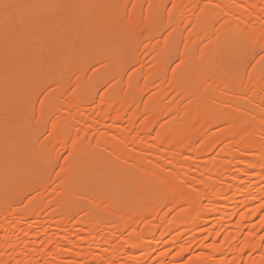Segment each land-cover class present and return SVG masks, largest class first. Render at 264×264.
I'll list each match as a JSON object with an SVG mask.
<instances>
[{
  "label": "bare ground",
  "instance_id": "1",
  "mask_svg": "<svg viewBox=\"0 0 264 264\" xmlns=\"http://www.w3.org/2000/svg\"><path fill=\"white\" fill-rule=\"evenodd\" d=\"M106 4L110 21L126 31L123 57L98 43L80 49L76 68L65 60L35 64L44 98L36 116L22 120L27 142L21 130L12 133L25 147L21 159L33 160L32 170L19 161L25 171L19 164L15 171L35 177H20L17 191L0 197V264H264V73L244 71L257 48L264 55V0ZM143 5L149 12L140 17ZM175 29L183 46L175 65L192 71L187 78L174 76V54L164 49ZM220 33L250 46L232 74L193 66ZM106 77L96 98L93 85ZM43 120L48 134L40 137ZM98 179L107 187L97 194L82 185Z\"/></svg>",
  "mask_w": 264,
  "mask_h": 264
},
{
  "label": "rangeland",
  "instance_id": "2",
  "mask_svg": "<svg viewBox=\"0 0 264 264\" xmlns=\"http://www.w3.org/2000/svg\"><path fill=\"white\" fill-rule=\"evenodd\" d=\"M63 2L64 0H0V197L3 199L2 201H4V199L10 196L8 192L11 191L13 192V190L14 191L16 190L14 187L18 186L16 184H18V181L20 182L19 179L20 177H21V182H25V183H26L25 180H30L31 178L35 177L34 176L35 173L32 172L33 173L32 177L29 178L26 177V179L24 178L23 180V176H20L15 171V167L18 166V164L20 165L21 162L23 164L28 162V165L27 164L25 165L29 167L31 166L30 168L32 170L33 165L30 163H32L33 160L32 158L27 159V157L25 159H21V157L24 158V155L26 154V153H22L25 147H23V149L20 150V147L19 145H17V141L15 139L16 137L14 138L12 134L15 130L17 132L18 130L19 132L21 130V132H24L23 134L24 142H27L29 138V133H26L27 130H25L24 127L25 119H26L25 115L27 113H31L32 115L33 113V115L36 116L37 111L35 108L37 107L39 100L43 97L41 93H39L37 96L38 92L36 91V88L38 81L35 80L34 77H36L38 70L34 68L35 64H37V62L41 60L47 62V59L50 62L51 60H59V61L65 60V62H67L70 65V67L72 66L76 68L80 65L82 61L81 53H79L80 49H85L88 47L92 48V46L93 47L97 46L98 43H100V46H102V44L104 45L107 44L106 48H104L103 51L110 56L116 53H118L116 56L119 55V57L123 55V54L120 55L121 53H123L122 50L123 48L119 46L123 44V38L126 37L124 33L126 31L122 30L121 27L117 26V24H115V21L114 22L110 21V17H113L112 14H110L112 12L106 10V6H107L106 3L110 2V0H81L80 2L78 0H72V2H70V0H67L64 3ZM74 2H76L75 6H74ZM135 12H136L135 14L139 15L140 17H143L146 13L149 12V9L145 8L144 5L138 6ZM101 17H103V19L106 20V21L101 20L104 21L103 25H101L100 22L98 21V19ZM109 23H113L115 26L119 28L113 26L106 29H102V31L98 29V27L100 28V26L102 27L108 25ZM97 24H100V26H98ZM179 24H181V22H179ZM179 24H177L176 26L179 27L178 26ZM68 25L71 26L70 27L71 29L68 27ZM40 26L45 27L44 28L45 30L42 33L43 36L40 33L41 31H43V28ZM175 30L176 31L173 34L175 36H172L171 38L174 37L179 38L176 34L177 32H179L180 29L179 30L175 29ZM45 32H47L48 36L46 35ZM45 35L47 36L45 37V39L46 38L47 39L45 40V42H43V40H41L40 37L43 38ZM171 38L168 40L169 44H167V42L164 43V45L166 44L165 45L166 47L164 46V49L166 50L167 48V51L169 52L171 51V53L174 54V58L172 59V63H170L171 65L169 66V69L171 68L174 76L178 78H184V77L187 78V76L188 77L191 76L192 71L190 69L188 70L187 67H179L175 65V61L177 63V59H176V57L178 56L177 54H179V51L183 47L180 42V38L178 44L177 42L173 43V41H171L173 39ZM95 40H97L98 42ZM253 43H254L253 45L254 47L251 46V49L253 48V52H254L256 47H255V42ZM245 44L247 45L248 43H246L244 39H242V37L235 38V37H231V35L220 33L219 37H217V41L215 43L206 45V48L202 53L203 56L202 55L201 57L199 56L200 58L204 57V59L202 58L203 61L202 62L196 61L199 62L200 64L197 65L193 64V66H197L198 68L201 67L202 69L204 68V70L207 69L208 70L210 69V71L213 70V73L217 71L218 72L221 71V73L224 71L225 72L229 71V73L232 74L236 72V69L238 67V61L241 59V57H245L244 52L247 53V50L250 47L249 45H247L248 48H245L246 47ZM249 44H251V42ZM256 44L258 45L259 43L256 42ZM262 45H263L262 47L264 48V44ZM41 46H43V49H41ZM195 48H194V52L195 51L201 52V48L199 49L197 48L196 50ZM259 48L256 49L258 50L257 53L255 54L256 56H254V58L251 57L252 59L248 58L250 60L246 61L247 62L246 65L244 64L245 65L244 71L253 68L254 70L256 69L259 73L260 71L261 73H264L263 49L260 50L261 48L260 49ZM243 50L245 51L243 52ZM68 52L69 53L72 52V56H69L70 54H68ZM124 52H126V50ZM240 52H241V57L239 56ZM17 61L21 63L18 64L21 65L19 70L11 72L9 66L11 67V64ZM114 67H116V65H114ZM114 67L112 68V70L114 69ZM223 67L225 68V70L221 69ZM112 70L110 73H113ZM102 71H105V74L107 73V69ZM221 73H219V75ZM101 76L102 78H104L105 77L104 73L101 72ZM79 77L80 75L78 76L77 80L79 79ZM81 78H83V76H81ZM107 78L108 77H106L105 81L98 79L100 80L98 81L99 83L101 81H104V83H100L99 88H98L99 83H97V85L95 86L93 85V89H96V91L94 92L96 98L98 97L99 93L101 94L107 88L108 83L111 81L108 80ZM140 78L142 79L143 77ZM122 79L119 83L120 85H122L121 83L123 81ZM107 80L109 82H106ZM80 81L82 80L80 79ZM93 81H95V79H93ZM80 84L83 85L82 82ZM191 86L193 85L191 84ZM97 89L100 91H97ZM87 95L90 96L89 92L87 93ZM18 99H21L22 101L20 102L18 101ZM45 99L49 100V97H46ZM92 100L93 99L91 100L89 99L88 101L90 102ZM22 120L24 121V124ZM18 122H20L21 125ZM36 123L34 124L31 123L30 126L36 128V126L38 125ZM42 123H45L44 124L45 127L43 124L40 123V129L44 128L41 129L39 132V134L41 133L40 137H42L43 135L46 136V134H48V130H47L48 122L43 120ZM25 139L27 140L25 141ZM91 142L89 143V145L94 144V147H96L97 150L103 147L102 144H101L102 146L99 145L100 143L99 144L96 143L98 144L96 145L95 142L93 143ZM94 147H91L93 148V150L90 149L89 153L92 154L94 152L95 153L99 152L97 150L94 151ZM102 149H104V147ZM95 153L92 154L91 156H96ZM101 153H102L101 155H103L105 152L103 153V150H101ZM98 155H100V152L98 153ZM66 156H68L67 153L62 152L59 157V160L63 158L65 160V158H67ZM88 156L85 157L81 156L80 158L81 159L84 158V160H86V158L90 159V157ZM59 160L54 162L56 165L53 166V170L51 168L52 172L56 171L54 169H58L60 164ZM41 164L43 163H39L40 166ZM22 166L20 165V168ZM11 168L12 170H9ZM21 169L22 170L20 171L24 170L23 168ZM30 174L29 176H31ZM72 180L73 183L72 181L71 183L75 184L76 179L73 178ZM33 183H38V182L37 181L34 182V180H31L30 184ZM27 184H29V181H27ZM82 185L88 188L91 192L96 194L100 191V189L107 187L106 181L101 179L93 180V181H85L82 183ZM11 186H13L12 189ZM24 200L26 201V199L19 200L17 205L22 206L25 203ZM189 256L190 254L187 252L184 254V258H188Z\"/></svg>",
  "mask_w": 264,
  "mask_h": 264
}]
</instances>
